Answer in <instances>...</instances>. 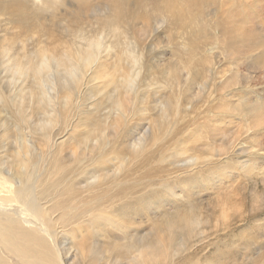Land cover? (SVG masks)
<instances>
[{
    "label": "rangeland",
    "instance_id": "rangeland-1",
    "mask_svg": "<svg viewBox=\"0 0 264 264\" xmlns=\"http://www.w3.org/2000/svg\"><path fill=\"white\" fill-rule=\"evenodd\" d=\"M126 1L125 15H134L132 31H136L135 37L141 42L140 49L145 54L152 47L149 41L154 40L159 50L138 59V75L144 83L137 79L134 92L139 96L138 103L131 99L135 106L127 107L129 112L134 111V115L129 113L128 119L118 122L116 134L109 127L108 134L111 140L120 136L117 143H113L121 151L125 146V156L126 144L137 147L138 143H142L146 149L138 153L140 156L128 155L123 164L111 159L105 163L106 170L102 172L117 173V182L106 186L101 177L94 189L97 197L57 198L61 204L51 215L53 227L59 231L62 242L72 247L65 262L264 264V0ZM161 2H167L175 15L167 16L160 11L158 4ZM89 6V11L80 9L76 0H0V50L5 47L6 51L19 49L15 52L21 57H29L31 52L29 58L35 59L40 58L38 54L43 48L48 53L55 51L57 55L58 52L62 57L60 50L68 49V45L71 49L75 48L73 33L79 34L77 30L83 28L85 31L87 18L97 20L98 16H91L96 8L100 9V14L111 11L108 0H89ZM120 27L115 30L125 32V27ZM106 29L97 26V35L101 32L103 40H112L106 33L112 26L107 24ZM145 40L148 41L143 45ZM1 57L0 63H4L0 66V90L8 95L12 91L17 92L14 81L18 76H11V71L4 66L8 65L6 58ZM115 62L113 56L108 58L106 69L109 76L113 75L114 69L116 71L117 67L113 68ZM168 69L177 70L181 76L179 87L186 85V80L191 79L197 70L206 74L204 79L209 86L199 90L193 85L186 92L182 89L177 91L179 87L174 88L170 81H162L161 76ZM186 70L191 71L190 77L186 76ZM49 71L59 84L53 108L55 111L62 110L65 92L62 87L70 89L72 77L53 63ZM147 72L150 76L145 78ZM83 77L84 81L79 77V84L75 85L77 89L74 88V93L70 95V101L73 100L72 103L81 108L73 111V104L70 103L68 119L59 121L62 124H56L51 129L52 135L58 133L52 136V140L60 149L61 160L69 166L75 164L74 156L80 151L75 137L83 130L87 132L96 117L103 121L106 119L107 114L103 110L101 114L94 112L97 100L101 101L103 109L110 101L108 93L114 95L111 85L90 87ZM4 78L6 82H3ZM138 83L140 86H137ZM147 83L150 84L148 91L142 85ZM117 92L121 94L124 89L119 88ZM255 102L259 113L250 114L251 105ZM0 105V126L4 124L2 126L12 132L8 159L24 136L26 139L35 138H30L31 149L44 148L39 131L33 130L36 123L32 119L19 121L12 106L11 109L10 105L1 101ZM72 113H75L73 117ZM112 115L109 119L114 122L116 118ZM128 115L133 118L130 120ZM123 121L129 124L128 127ZM127 128L134 130L131 141L121 139L123 134L120 130L125 132ZM90 153L85 151L86 155ZM41 164L44 165V160L40 161ZM110 180L105 179L106 182ZM117 183L124 190L116 189L114 185ZM101 189L107 190L108 194L100 197ZM170 210L178 212L177 219L185 217L187 225L183 222L175 225L167 222L165 225L164 217ZM137 237L147 241L148 248L140 251L127 249L129 246L125 245L132 244ZM124 239L128 240L125 242ZM182 244L183 247L180 246ZM93 245L99 248L94 247L96 253ZM72 254L78 255L74 258Z\"/></svg>",
    "mask_w": 264,
    "mask_h": 264
},
{
    "label": "bare ground",
    "instance_id": "bare-ground-1",
    "mask_svg": "<svg viewBox=\"0 0 264 264\" xmlns=\"http://www.w3.org/2000/svg\"><path fill=\"white\" fill-rule=\"evenodd\" d=\"M45 1L49 2V0H45ZM76 2L78 5V8L88 10V11L90 10L89 0H76ZM162 2L158 4L160 11L165 13L167 16H171V17L174 16L175 15V13L173 12L174 9L172 10V8L167 2H165L164 4H162ZM108 3L111 7V11L107 12L106 14L105 13L100 14L99 13L100 9L96 8L95 10L98 12L95 13V10H94V12L91 14L92 17L98 16L97 20L95 19V21L94 20L91 21L89 20V18H87V15H85L86 16L85 18L88 19V22L86 21L85 23V31L83 28V29L77 30V32L79 31V34H76L75 32L73 33V38H75L76 40V41L74 40L75 42L73 43L74 45L73 47L75 48L71 49V47H69L68 45L67 46L68 49H65V50L63 49V52L62 50H60L62 53V57L59 55L58 52H57V55H58L57 56L55 54V51L48 53L43 48L38 54L40 58L35 57V59L29 58L31 56V52L29 51L28 52L30 53V56L29 57L23 56L24 57L23 58L21 57L22 55L20 56L17 52H15L17 50L19 51V49H16L15 51L14 50L6 51L7 48L5 47V48H1L0 50L2 57L6 58L5 61H7L8 63V65L4 64V66L9 71H11V76L12 75L18 76V79L16 77V80L14 81V83H17V87H18L17 92L12 91L8 95H5L4 91L0 90V101L4 105H10V107L11 106L13 107L14 116L16 115L19 121H27V119L33 120L36 123L33 130L39 131L40 140L44 145V148L42 147L37 148V149L34 148L36 152L38 151L36 153L34 149H31L33 148V144L31 143L32 140H30V138L31 139H35V138H32L33 137L32 136V137H29V139H26L24 136L22 137L23 139L21 140V142L20 141L18 142L19 145L15 147L14 154L9 155L10 159H8L7 151H9L8 150L10 146L9 139L11 138L12 132L9 131L7 127H3L2 125L4 124H1L0 126L1 127L0 128V264H66V263L69 264L68 261L65 262V259H67L69 254L72 252L71 251L72 247L67 246L66 245L67 243L65 244L62 242L63 239L61 238V236L58 235L59 231H56V229L53 227L54 221L51 215L54 214L53 212L56 211L55 208L61 204L57 200V198L58 199L59 198H63V199L64 198H85V196H88V195L90 198L97 197L98 194H95L96 192L94 193V189L99 185L101 177H102V180H104V183L106 184V186L109 185V183L112 186V184L117 182L115 179V176L117 173H108L107 171L106 173L102 172L106 170L104 164L108 163L110 159L113 161L115 160V163L121 162V164H123V161L127 160L126 158L128 157V155L130 156L136 155L139 152H141L144 148V145L142 143H138L137 147H133L131 143H129V145L126 144L127 147L125 148V150L127 151V156H125L126 154L123 153L125 146L123 147V151H121L119 147L115 146L113 143V141L117 143V139L120 136L116 137L113 140L109 139L110 135L108 134V129L109 127H112L113 132L114 133L117 132L118 122L121 120H125V118H127V114L131 113L129 112L130 110H128L129 108L128 105H134V102L136 104L138 103L139 96L136 92H134L135 82L137 81V79L139 81L141 80L140 76L138 75L140 72V69L138 68L139 67L138 59L140 57L142 58L143 55H146V54L149 55L153 51L159 50L157 46L158 44H156L154 40L153 42L152 40H150L149 43H152V47L149 46L150 48L147 49L148 51L145 52L144 54L143 51L140 49L141 42H138L137 38L135 37L136 31H132L134 15L133 14L130 16L125 15V10H127L125 3H127V1L126 0H108ZM107 24L109 27L110 25L112 26V29H109L108 31H106V33L112 37V40L110 39L103 40L101 32L99 33L100 34L99 36L97 35V31H96L97 26L105 30ZM121 25L125 27V32L118 33V31H116L115 29H117L118 26L120 27ZM120 31L121 29H119V32ZM70 41L73 42V40H70ZM147 41L148 40H145L144 42H142L143 45H146ZM59 49H62V48H59ZM112 56L116 60L113 68L115 67L117 68H116V71L115 69L113 70V75L109 76L108 69H106V67L108 64V58H111ZM1 63L3 64L4 61H2ZM1 63H0V66H1ZM51 63H53L56 68L58 69L62 68L64 71L68 72L69 75L72 77V82H73V84L70 86V89H68L67 86L62 87V85H60V87H62V89L65 90V92H64V96H62L64 97L62 101L63 109L58 110V111H55L53 106H54V101L57 98V86L59 84L57 80L52 75L49 74ZM52 66L53 65H51V67ZM135 66H137V68H135ZM187 69H190V68L188 67ZM190 72L191 71L186 70L187 77H190ZM82 74L85 76V81L87 82V84L90 85V87H96V85H98L100 87L105 88L108 85H111L112 92L114 93V95L108 93V96L110 97V101L108 102V104H106L103 107V109L100 106L101 101L97 100L95 104V107L96 105L97 107L94 110V112H100L101 110H103V112L107 114L106 119L103 121L98 116L95 119H93L92 122L89 124L90 129H88L87 132L84 133V130L83 131L80 130L82 132H80L75 137V139L79 141L77 146L80 149V151L78 150L79 153L77 152V154L74 156L73 162L75 164L73 166H69L66 163H64L66 161L63 162V160H61V156L59 154L60 149L59 150L57 149L54 139L52 140V136L55 137L56 135H58V133L57 134L55 133V135H52L53 133H51L52 132L51 129L55 127L54 125L56 124H59V125L62 124V122L60 123L59 121H65L66 119H68L67 118L68 117L67 108L69 107L71 108V104H73L72 105L73 111L81 108L80 105L78 104L75 105L74 103H72L73 100L70 101V95L74 93L73 90L74 88H76L75 85L79 84V77H82V80L84 81V77ZM149 76L150 74L148 72L144 75L145 78H148ZM191 77H192L191 79L189 78L188 80H186L185 82L186 85L179 87V85L181 84V76L179 75L177 70L168 69L161 76L163 82L170 81L169 83L171 85H174V88L179 87L177 88V91H181L180 89H182L183 92H186V89L188 88V90H191L193 85H196L199 90H203L204 88L209 86L207 80L204 79V77H206V74L203 73L202 71H198V70L194 71ZM2 78H3V75H2ZM4 80L5 81L3 82L7 81L5 78ZM94 80L96 81L93 82ZM141 81L144 83L143 80ZM142 85L147 88V91L150 90L149 83L145 85L142 84ZM137 86H140L139 83L137 84ZM119 88H123L124 92L119 94L117 92ZM52 92L54 93V95L52 94ZM211 94L212 93L210 92L209 96ZM131 99H133L134 102ZM185 100L187 101V98H185ZM185 100L183 99V101ZM256 105H257V102H255L254 105H251V110H249L250 114L256 113L257 111L259 113V107H257ZM7 108L8 107H6V110ZM133 112L134 111H132V113ZM80 113H82L81 110H80ZM71 115L73 117L75 113L74 114L72 113ZM111 115L113 116V118H116L114 122H111V120L109 119ZM132 115L131 116L128 115L129 118L131 117L130 120L133 118ZM247 115H249V113H247ZM109 121H110V124H109ZM128 121L129 120H127V122ZM123 123H121V125ZM126 125L128 127L129 124H125V126ZM70 127L72 128L73 126H70ZM71 130L73 131V129ZM75 131L77 132V130ZM122 131L123 130H120V133L123 134L121 136V139L123 141L133 140V135H134L133 128L132 129L127 128L125 132L123 131L124 133ZM40 140H38V142H40ZM116 147L118 148V151ZM85 151L92 152V154L90 153L91 155H86ZM109 154H112V156H109ZM37 155H38V158H36ZM138 155L140 156V154ZM139 158L140 157H138L137 160ZM42 160H44V165L43 164L40 165V161L42 162ZM71 160L72 159H70L69 161ZM126 162H129V161H126ZM133 163L135 162L133 161ZM112 165L114 164L112 163ZM121 167L122 166H120V168ZM120 168H118V170ZM128 168L130 169V167ZM98 169H99L98 172L101 171L102 174H99L96 171ZM124 177H125L124 179H126V176ZM107 178L108 179L111 178L110 182L105 181V179ZM118 183L114 186H116L115 187L116 189L119 188L118 190H121L122 185ZM105 184L102 183V185L104 186ZM128 184L129 183L127 182V185ZM132 190L133 189H131V191ZM100 193H101L100 197H103V195L108 194L107 190H104V189H101ZM84 194H87V195H84ZM135 205L137 206V204ZM98 210H100V208ZM158 211L160 212V210ZM167 212L168 214H166V216L164 217L165 225L167 222L170 225H175L177 222H183V224L185 223L184 224L185 226L187 225V222H186L187 219H185V217L181 219L176 218L178 212L176 211L171 212V210ZM189 213L191 212L189 211ZM62 214L64 215L63 212ZM129 220H131V217ZM80 222H82V220L79 221L78 223ZM171 229H173V227ZM138 237H137V240L135 239L136 240L135 242H133L132 240L131 242L133 243L129 245H125V247L129 246L127 247V249L131 248V250L135 249L136 251H140L142 248H148L147 241H145L144 239H138ZM88 246H90V243ZM116 246H119V245H116ZM180 246L183 247L184 244ZM94 247L95 246L93 245L92 248L95 252L96 247L95 248ZM112 247L114 246L112 245ZM89 249L87 250L88 252L90 251ZM116 250H117L116 252L119 251L118 248ZM128 253H131V252L128 251ZM75 255H78V254H74L73 255L74 258H75ZM116 255L118 256V254ZM122 256L123 255H121V257ZM132 260L134 259L132 258Z\"/></svg>",
    "mask_w": 264,
    "mask_h": 264
}]
</instances>
